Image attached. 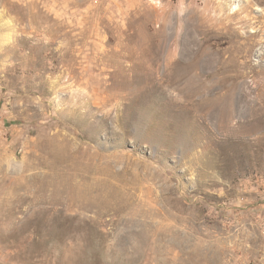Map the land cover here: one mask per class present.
Segmentation results:
<instances>
[{
  "label": "rangeland",
  "instance_id": "374dc122",
  "mask_svg": "<svg viewBox=\"0 0 264 264\" xmlns=\"http://www.w3.org/2000/svg\"><path fill=\"white\" fill-rule=\"evenodd\" d=\"M0 264H264V0H0Z\"/></svg>",
  "mask_w": 264,
  "mask_h": 264
},
{
  "label": "bare ground",
  "instance_id": "6f19581e",
  "mask_svg": "<svg viewBox=\"0 0 264 264\" xmlns=\"http://www.w3.org/2000/svg\"><path fill=\"white\" fill-rule=\"evenodd\" d=\"M238 7V4L235 2V3H233L232 5H231V10L232 9H236ZM190 57V56H189ZM193 58V57H192ZM194 60L197 62L198 61V58L197 57H195L194 58ZM191 61V60H190ZM190 61H189V63H190ZM182 63V66H184V67H186L187 66V63L185 64L184 63V61H176V64L177 63ZM169 63L170 64H173V62L172 61H169ZM180 65V64H179ZM190 67V66H189ZM194 68V67H193ZM198 82L199 83H201V82H203V80H202V78L201 77H199V79H198ZM212 86H210V87H208V88H211ZM223 88H224V86H223ZM210 90L209 89H207V96L205 95L204 97H203V99H206L207 101L206 102H204V103H202V104H199V107H198V109H197V113L198 112H200V113H203L205 116L206 115H209V114H211V112H212V110H213V105H212V103H211V100H209V96H210ZM227 93L226 92H224V95H226ZM227 96L228 95H226L225 96V98H227ZM225 100V99H224ZM220 110H221V108H220Z\"/></svg>",
  "mask_w": 264,
  "mask_h": 264
}]
</instances>
